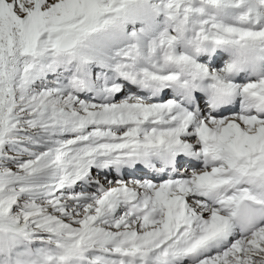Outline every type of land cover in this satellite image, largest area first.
<instances>
[{"label": "snow or ice", "instance_id": "6c2138e0", "mask_svg": "<svg viewBox=\"0 0 264 264\" xmlns=\"http://www.w3.org/2000/svg\"><path fill=\"white\" fill-rule=\"evenodd\" d=\"M0 264H264V0H0Z\"/></svg>", "mask_w": 264, "mask_h": 264}]
</instances>
